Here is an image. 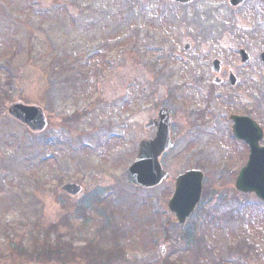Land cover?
I'll list each match as a JSON object with an SVG mask.
<instances>
[{"label":"rangeland","instance_id":"obj_1","mask_svg":"<svg viewBox=\"0 0 264 264\" xmlns=\"http://www.w3.org/2000/svg\"><path fill=\"white\" fill-rule=\"evenodd\" d=\"M262 53L264 0H0V264H61L11 247H33L53 225L76 250L95 240L90 259L102 242L116 246L117 231L119 264H264V203L235 188L250 150L225 122L243 108L264 123ZM230 70L241 80L233 92ZM17 102L43 108L44 132L8 115ZM162 107L173 114L175 147L162 158L172 179L141 190L126 170ZM193 169L206 177L202 200L181 226L168 202Z\"/></svg>","mask_w":264,"mask_h":264},{"label":"water","instance_id":"obj_2","mask_svg":"<svg viewBox=\"0 0 264 264\" xmlns=\"http://www.w3.org/2000/svg\"><path fill=\"white\" fill-rule=\"evenodd\" d=\"M175 3L187 5L193 0H172ZM247 0H231L232 6H239ZM244 62L248 56L242 52ZM264 63V54L261 55ZM214 67L219 66L215 62ZM219 72V70H215ZM8 114L25 125L33 133H41L47 128V117L39 106H28L23 103H14L9 106ZM170 114L168 109H161L157 120H151L146 128L158 129L155 140H144L139 145L138 156L135 162L127 169L126 176L133 186L145 190L154 189L171 178L164 171L161 158L169 151L174 143L171 141ZM234 133L237 138L245 141L251 149L248 164L237 178L235 188L242 194H255L264 202V148L259 147L263 133L258 126L247 118H236ZM204 174L198 170L189 171L174 180V193L168 203L169 210L175 215L177 222L184 226L188 218L196 211L202 199ZM67 194L76 197L82 188L76 184L65 185L62 189Z\"/></svg>","mask_w":264,"mask_h":264},{"label":"trees","instance_id":"obj_3","mask_svg":"<svg viewBox=\"0 0 264 264\" xmlns=\"http://www.w3.org/2000/svg\"><path fill=\"white\" fill-rule=\"evenodd\" d=\"M6 93V92H5ZM8 94V93H6ZM35 228V225H33ZM54 230V232H53ZM58 225H53L49 228V231H46L38 236L32 238L31 243L34 245L31 248H21L20 245L17 246L15 243L11 244L13 249H17L20 253H27L28 257L31 260H47V261H55L61 264H65L69 259L76 258L80 256V258L88 259V264H119L118 261L122 259L123 250L119 247L118 241L120 240L117 236L118 232L113 231L112 240L116 244L112 250L106 251L105 247L111 246V244H107L102 242L101 245L105 246L103 249L99 250L98 255L96 257H91V253L95 250V240L89 242V247L84 249L76 250L72 244V241L67 239L63 234H59ZM52 232L57 235L55 238L51 237ZM113 254H109V253ZM33 262V261H32ZM72 263V261H70ZM69 263V262H67ZM164 264H175L171 262H165ZM177 264V263H176Z\"/></svg>","mask_w":264,"mask_h":264},{"label":"flooded vegetation","instance_id":"obj_4","mask_svg":"<svg viewBox=\"0 0 264 264\" xmlns=\"http://www.w3.org/2000/svg\"><path fill=\"white\" fill-rule=\"evenodd\" d=\"M242 6H240V7H242ZM236 8H239V7H236ZM189 47H191V46H189ZM188 50H190V48ZM242 52H245L247 54V56H248V61L247 62L243 61ZM239 55H240L241 64H247L248 62H250V60H251L250 55L247 53V51L245 49H243V48L240 49L239 50ZM260 60H261V58H260ZM214 61H218V63H219V66L217 68H215L213 63H212V72L218 76V77L215 78L214 84L217 85V86H224V85H226L227 80L224 79V78L222 79V78L219 77V75L223 72L222 62L219 61V60H214ZM261 63L263 64L262 60H261ZM215 70H219V72H216ZM203 78L204 77L199 78V80L197 82L199 87H200L201 84H203ZM239 79L240 78H238V76L233 71H231V70L228 71V91H232L233 92L234 90H232V89H236L237 90L240 87L241 80H239ZM195 81H196V78H195ZM236 117L244 118V117H249V116H248L247 113H245V109H243V108H240V111L239 112H235V113H233L230 110L228 111V118H227V120L225 122H226V124H228V129H229L228 131L232 135L234 134V127L236 125V121H235L236 119H234V118H236ZM252 120H254V119H252ZM254 121L260 127L259 129L262 130L263 135H264V123H258L256 120H254ZM172 126H173V123H172ZM153 130H155V129H153ZM243 144H245L247 146L248 150H250L249 146L246 143H243Z\"/></svg>","mask_w":264,"mask_h":264}]
</instances>
